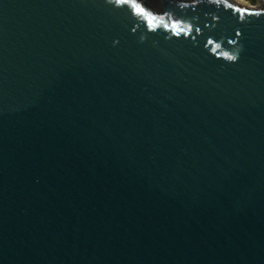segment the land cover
Listing matches in <instances>:
<instances>
[{
	"label": "water",
	"instance_id": "water-1",
	"mask_svg": "<svg viewBox=\"0 0 264 264\" xmlns=\"http://www.w3.org/2000/svg\"><path fill=\"white\" fill-rule=\"evenodd\" d=\"M0 0V264H264V0Z\"/></svg>",
	"mask_w": 264,
	"mask_h": 264
},
{
	"label": "rangeland",
	"instance_id": "rangeland-1",
	"mask_svg": "<svg viewBox=\"0 0 264 264\" xmlns=\"http://www.w3.org/2000/svg\"><path fill=\"white\" fill-rule=\"evenodd\" d=\"M235 2H237L238 4H243L246 6H250V7H256L259 6V0H254V1H250V0H234Z\"/></svg>",
	"mask_w": 264,
	"mask_h": 264
},
{
	"label": "crops",
	"instance_id": "crops-1",
	"mask_svg": "<svg viewBox=\"0 0 264 264\" xmlns=\"http://www.w3.org/2000/svg\"><path fill=\"white\" fill-rule=\"evenodd\" d=\"M250 1H254V0H250Z\"/></svg>",
	"mask_w": 264,
	"mask_h": 264
}]
</instances>
